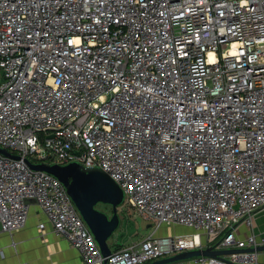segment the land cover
Instances as JSON below:
<instances>
[{
  "label": "built area",
  "instance_id": "built-area-1",
  "mask_svg": "<svg viewBox=\"0 0 264 264\" xmlns=\"http://www.w3.org/2000/svg\"><path fill=\"white\" fill-rule=\"evenodd\" d=\"M0 148L1 231L33 200L83 264L264 245L237 235L264 208V0H0ZM39 163L100 168L154 230L103 257Z\"/></svg>",
  "mask_w": 264,
  "mask_h": 264
},
{
  "label": "water",
  "instance_id": "water-1",
  "mask_svg": "<svg viewBox=\"0 0 264 264\" xmlns=\"http://www.w3.org/2000/svg\"><path fill=\"white\" fill-rule=\"evenodd\" d=\"M0 153L8 154L3 148H0ZM30 166L35 170L48 172L62 182L75 208L94 236L101 255L103 257L109 255L111 249L109 248L108 240L119 226L120 218L117 207L123 200L122 190L116 182L100 168H84L77 163L63 166L39 163L30 164ZM30 201L33 200H28V202ZM97 204L109 205L112 209L111 215L109 216L106 212L98 209ZM244 250H256L260 252L264 251V245L249 249H214L212 246L205 249L183 251L146 264L183 262L199 256L220 258L222 255Z\"/></svg>",
  "mask_w": 264,
  "mask_h": 264
},
{
  "label": "crops",
  "instance_id": "crops-1",
  "mask_svg": "<svg viewBox=\"0 0 264 264\" xmlns=\"http://www.w3.org/2000/svg\"><path fill=\"white\" fill-rule=\"evenodd\" d=\"M30 203L23 227L12 235L0 230V264H83L79 251L63 236L54 233L35 202ZM40 222L45 223L42 230L38 227ZM248 232L254 233L257 240L264 241V208L254 215L252 227L247 229L240 225L237 235L243 238ZM109 240L108 245L112 250L115 246ZM259 262L264 264V251L259 252ZM184 264L194 263L189 260Z\"/></svg>",
  "mask_w": 264,
  "mask_h": 264
},
{
  "label": "rangeland",
  "instance_id": "rangeland-1",
  "mask_svg": "<svg viewBox=\"0 0 264 264\" xmlns=\"http://www.w3.org/2000/svg\"><path fill=\"white\" fill-rule=\"evenodd\" d=\"M97 208L106 212L109 216L112 213L109 205L99 204ZM117 212L120 218L119 226L109 240V242H113V247L137 243L149 235L155 228L154 223L141 217L135 209L129 207L124 201L117 207ZM187 232H190V230L182 226L161 225L155 231V234L158 236H166ZM189 260L191 259H187L184 262L186 263Z\"/></svg>",
  "mask_w": 264,
  "mask_h": 264
},
{
  "label": "trees",
  "instance_id": "trees-1",
  "mask_svg": "<svg viewBox=\"0 0 264 264\" xmlns=\"http://www.w3.org/2000/svg\"><path fill=\"white\" fill-rule=\"evenodd\" d=\"M120 246H115L112 250H116L118 249Z\"/></svg>",
  "mask_w": 264,
  "mask_h": 264
},
{
  "label": "flooded vegetation",
  "instance_id": "flooded-vegetation-1",
  "mask_svg": "<svg viewBox=\"0 0 264 264\" xmlns=\"http://www.w3.org/2000/svg\"><path fill=\"white\" fill-rule=\"evenodd\" d=\"M99 204H97V206H98Z\"/></svg>",
  "mask_w": 264,
  "mask_h": 264
}]
</instances>
